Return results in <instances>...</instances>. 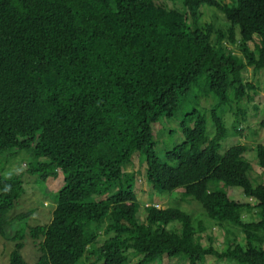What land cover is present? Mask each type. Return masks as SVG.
<instances>
[{"label": "trees", "instance_id": "trees-1", "mask_svg": "<svg viewBox=\"0 0 264 264\" xmlns=\"http://www.w3.org/2000/svg\"><path fill=\"white\" fill-rule=\"evenodd\" d=\"M183 5L0 0V160L25 152L26 173L43 183L63 176L51 221L30 227L41 252L36 264H87L93 257L130 264V253L142 256L132 264L164 256L205 264L209 255L264 264V183L252 182L245 156L253 149L264 170V143H239L220 153L231 126L225 112L258 89L246 72L264 70V0ZM203 5L220 9L229 26L202 23ZM201 79L216 134L208 136L207 117L194 108L180 122L184 141L161 158L153 125L172 119ZM237 127L238 121L240 133ZM135 153L155 192L183 187L210 222L166 206L169 201L164 208L147 206L140 219L137 173L125 170ZM211 182L239 187L247 200L210 190ZM24 193L23 176L0 164V237L15 229L8 264H31L17 230L30 212L11 214ZM212 224L226 233L222 250L202 242Z\"/></svg>", "mask_w": 264, "mask_h": 264}, {"label": "rangeland", "instance_id": "rangeland-1", "mask_svg": "<svg viewBox=\"0 0 264 264\" xmlns=\"http://www.w3.org/2000/svg\"><path fill=\"white\" fill-rule=\"evenodd\" d=\"M225 3L233 2V0H220ZM159 3L168 7H176L177 9H184L183 0H159ZM203 13L202 23H212L216 28H225L229 26V23L225 17V14L216 7H210L207 5L201 6ZM251 47L254 48V43L251 42ZM247 80L252 81L257 86V91L252 93V99H245L240 104H234L233 109H228L224 114V119L229 121L231 126H228L227 137L221 142L220 153L223 154L230 147L239 143L247 144L250 148H254L258 143H264V128L259 126L260 120L264 117V70L254 73L252 68L246 72ZM208 94L204 79H201L189 95L184 96L180 100L178 109L175 115L170 120H162L161 122L153 125V131L155 138L158 142L156 146L157 154L164 158L167 152H170L175 146L184 141V135L180 129L181 120L192 112L194 108L203 111V114L207 117V134L212 138L216 134L215 124L212 121L210 115V97H205ZM213 98L215 96L211 94ZM216 99V98H215ZM202 100V103H201ZM207 110H204V107ZM223 108H219L220 114L224 113ZM244 112V113H243ZM238 121V130L235 129V124ZM234 126V128H233ZM25 153V152H23ZM18 153L14 159L0 160V164L5 168L6 173L19 174L23 176L25 193L21 196L15 208L11 214H25L30 212L29 216L23 217L18 221L17 230L23 234L24 248L22 254L24 258L31 264H36L38 258L41 255L39 246L31 238L30 227L41 225H48L53 217V211L55 209L56 195L59 189L63 186V176L57 178H49L46 182L38 180L37 176L30 175L25 172V160L29 158V154ZM245 156L251 161V170L249 176L254 184L264 183V170L258 165L256 152L252 149L245 153ZM29 161V159L27 160ZM175 163V162H174ZM173 163V164H174ZM125 170L134 171L136 175L135 190L138 196V201L141 204V209L138 213V217L143 220L145 217V208L148 204H156L160 207L166 205L180 206L183 210L190 212L196 219L204 220L206 223L210 222V219L204 214L203 209L198 201L192 197H184V188L180 187L172 192L161 193L155 192L153 187L147 182L146 179V163L143 162L138 153H135L132 158L131 164H129ZM210 190H225L228 195L238 201H246L247 198L243 194L239 187H227L221 183L211 182L209 184ZM56 193V194H55ZM178 194L179 198L174 200V195ZM183 200V204L181 202ZM193 204V208H188L185 204ZM249 221V218H246ZM177 225V224H170ZM168 226V228L170 227ZM15 229L8 228V236L0 237V264H8L11 251L15 247V242L11 239L14 237ZM240 242L244 243L241 235L238 237ZM202 242L204 245L212 246L222 250L226 247V233L221 227L212 224L208 226L207 231L203 234ZM264 247V246H263ZM140 254L130 253V264L141 259ZM161 260H157L151 264H190L187 260H182L178 257L170 258L167 256L161 257ZM87 264H102V261H95V257L88 261ZM205 264H234V261L228 259L221 260L214 256H207Z\"/></svg>", "mask_w": 264, "mask_h": 264}, {"label": "clouds", "instance_id": "clouds-1", "mask_svg": "<svg viewBox=\"0 0 264 264\" xmlns=\"http://www.w3.org/2000/svg\"><path fill=\"white\" fill-rule=\"evenodd\" d=\"M8 190H10V186L6 189V191L5 192H7ZM138 197V196H137ZM149 205H154V206H156V207H158V208H164L165 207V205H164V207H160L159 205H156V204H148L147 206H149ZM146 206V207H147Z\"/></svg>", "mask_w": 264, "mask_h": 264}]
</instances>
